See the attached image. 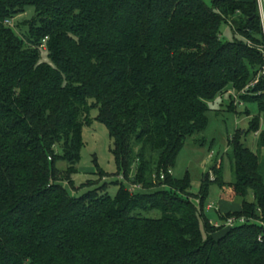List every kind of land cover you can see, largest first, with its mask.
Listing matches in <instances>:
<instances>
[{
  "label": "trees",
  "instance_id": "16d2710c",
  "mask_svg": "<svg viewBox=\"0 0 264 264\" xmlns=\"http://www.w3.org/2000/svg\"><path fill=\"white\" fill-rule=\"evenodd\" d=\"M29 9L21 35L5 24ZM263 48L256 0H0V264H264ZM228 88L257 114L228 140L231 181L214 165L193 196L168 172ZM93 108L127 186L73 197ZM214 184L240 204L218 223L243 224L210 223Z\"/></svg>",
  "mask_w": 264,
  "mask_h": 264
},
{
  "label": "rangeland",
  "instance_id": "374dc122",
  "mask_svg": "<svg viewBox=\"0 0 264 264\" xmlns=\"http://www.w3.org/2000/svg\"><path fill=\"white\" fill-rule=\"evenodd\" d=\"M202 1L208 7H211V0ZM32 16L33 10L29 9L13 19L10 27L14 28L18 35H21L26 29L24 23L30 20ZM233 35L228 24L222 23L220 25V38L222 41H232ZM40 55L44 62H49L45 51L41 52ZM241 94L248 93L243 90ZM238 96L239 93L230 88L222 95L217 96L209 104L208 125L205 131L189 139L177 156L172 175L180 179L187 172L190 179L189 193L193 196L200 193V181L203 175L210 173V179L215 180V175H211L214 165L217 167L221 164L222 179L225 184L231 181L228 140L232 138L236 131H246L251 117L257 114L255 104L244 103ZM245 111L250 113L249 117L244 114ZM262 129L263 125L261 124L258 133ZM257 138L255 133H249L242 139V142L251 151L255 152ZM111 146L112 143L108 137L106 127L97 120V108L90 109L86 122L82 127V148L77 173L71 178L72 183L61 182L69 195L79 197L87 191L99 188V193L113 196L121 182L127 186L126 181L123 180L115 166L110 152ZM210 154L212 155L211 158H209ZM65 167L66 165L63 162L56 164V168L61 172ZM225 199V194L220 191L217 185L214 184L209 188V195L204 209L211 224L218 222L216 211L222 213L220 201H226ZM208 204L213 205V208L209 211L205 208ZM233 204V206L240 207L238 202ZM149 216L157 218L159 213L151 212Z\"/></svg>",
  "mask_w": 264,
  "mask_h": 264
},
{
  "label": "built area",
  "instance_id": "2783aa9c",
  "mask_svg": "<svg viewBox=\"0 0 264 264\" xmlns=\"http://www.w3.org/2000/svg\"><path fill=\"white\" fill-rule=\"evenodd\" d=\"M257 1V5H258V11H259V17H260V20H261V23H262V27H263V32H264V0H256ZM6 25H11V22H5ZM264 50V48H263ZM261 77H264V67L261 69L260 73L257 74L255 80L248 86L249 88L250 87H253L255 86L256 84L259 83V80ZM248 87L245 88V90L248 89ZM243 93V91L241 92ZM212 155L210 154L209 155V158H211ZM169 174H172L171 171L168 172ZM161 179H163V177H161ZM141 188L140 186H135V185H132L129 187V191L132 193L134 191H139ZM206 210L209 211L213 208V205L212 204H208L206 207ZM246 220L244 218H239V219H236V218H228L224 223L220 224L218 222L216 223H213V226L215 228H219V227H223V228H232L234 227L237 223H240V224H243Z\"/></svg>",
  "mask_w": 264,
  "mask_h": 264
},
{
  "label": "crops",
  "instance_id": "0c3cea01",
  "mask_svg": "<svg viewBox=\"0 0 264 264\" xmlns=\"http://www.w3.org/2000/svg\"><path fill=\"white\" fill-rule=\"evenodd\" d=\"M244 1L248 2V1H251V0H244ZM220 203H221L220 210H222L221 211L222 213H227V212H231V211L233 212V211L239 210V206L238 207L233 206L234 204L231 203V202L220 201ZM231 206H233V207H231Z\"/></svg>",
  "mask_w": 264,
  "mask_h": 264
}]
</instances>
